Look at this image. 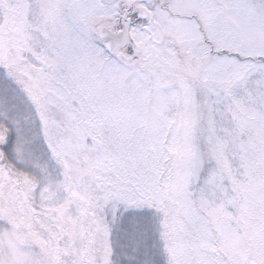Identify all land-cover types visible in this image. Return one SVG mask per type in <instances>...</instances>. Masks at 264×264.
<instances>
[{"label":"snow or ice","instance_id":"1","mask_svg":"<svg viewBox=\"0 0 264 264\" xmlns=\"http://www.w3.org/2000/svg\"><path fill=\"white\" fill-rule=\"evenodd\" d=\"M0 264H264V0H0Z\"/></svg>","mask_w":264,"mask_h":264}]
</instances>
